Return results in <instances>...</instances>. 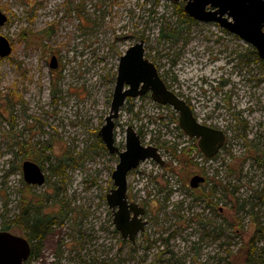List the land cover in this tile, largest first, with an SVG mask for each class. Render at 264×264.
I'll list each match as a JSON object with an SVG mask.
<instances>
[{
	"label": "rangeland",
	"instance_id": "1",
	"mask_svg": "<svg viewBox=\"0 0 264 264\" xmlns=\"http://www.w3.org/2000/svg\"><path fill=\"white\" fill-rule=\"evenodd\" d=\"M184 5L0 0L8 16L0 34L13 48L0 58V232L31 236L39 254L28 264H225L239 261L248 241L250 263L264 262L263 60L216 23L184 17ZM140 40L168 87L227 141L206 161L189 153L193 142L180 135L174 110L150 96L126 101L115 120L116 146L125 150L132 126L165 162L147 160L128 175L129 201L146 209L148 222L131 243L113 224L106 196L119 157L99 131L120 58ZM25 161L41 167L44 185L25 183ZM195 175L209 181L192 189ZM35 218L50 221L38 239Z\"/></svg>",
	"mask_w": 264,
	"mask_h": 264
},
{
	"label": "water",
	"instance_id": "2",
	"mask_svg": "<svg viewBox=\"0 0 264 264\" xmlns=\"http://www.w3.org/2000/svg\"><path fill=\"white\" fill-rule=\"evenodd\" d=\"M177 2L179 0H170ZM184 11L193 20L216 23L228 33L250 44L260 60H264V0H184ZM8 22V16L0 12V31ZM10 41L0 34V58L12 54ZM52 69L58 67L55 56L51 58ZM150 93L154 103L168 106L179 116V127L184 135L196 139L199 150L208 158H214L226 142L224 131L201 124L188 103L169 90L160 76L156 65L145 56V43L140 40L131 46L120 58L118 75L113 94L111 111L106 123L99 131L106 149L117 154L119 163L112 174L114 189L106 199L113 211V224L123 240L135 243L137 236L145 230L143 216L146 210L137 203L129 202L128 175L142 162L154 160L160 166L165 162L159 148L145 146L136 130L129 126L126 131L125 150L115 144V120L128 98L136 99ZM26 184L42 186L46 175L41 167L31 161L22 165ZM205 177L195 175L190 181L192 189L205 183ZM31 253L29 242L10 232H0V264H26Z\"/></svg>",
	"mask_w": 264,
	"mask_h": 264
},
{
	"label": "trees",
	"instance_id": "3",
	"mask_svg": "<svg viewBox=\"0 0 264 264\" xmlns=\"http://www.w3.org/2000/svg\"><path fill=\"white\" fill-rule=\"evenodd\" d=\"M184 17H186V18L188 17V15L185 13V11H184ZM252 53L254 54V56L256 57V59H258V54H257V52H256L255 49L252 50ZM240 58L242 59L243 58V55H240ZM262 63L264 64V60L262 61ZM176 122H177L176 127L180 131V135L181 136H184V133L180 130V127L178 125V118L177 117H176ZM194 150H196L197 152L201 153V151L199 150L198 145H197L196 142H193V144H192V146H191V148L189 150V153H191ZM34 151H36V150H34ZM175 151H176V153H183L184 157L181 160L182 163H185V161H188V162L190 161V158H186V156H185L186 155V151L184 149H182L181 151H179L178 149H175ZM32 154L34 155V153H32ZM215 158L216 157H214L212 159H208V158L205 157L204 159L206 161H211V160H214ZM207 181H209V178L206 177V182ZM204 196L207 197V199H209V204L210 203L212 204V200H210V196L209 195H206V194H204ZM26 214H27V209L25 207V208L22 209V212L19 215V223L20 224H23L26 221V219L24 218V216ZM49 224H50V221H44L41 218H35L33 220L32 225H31V228H32V231H33V235L32 236L35 239H38L41 234H44V232L48 228ZM4 230H5V228H4ZM251 246H252L251 245V242L248 241V244L245 247L242 248L241 253L239 254V259L240 260L239 261L230 260V261L226 262L225 264H251L250 263V261H251L250 255L252 253V249H251L252 247ZM36 254L38 255L39 253H38V251L36 249L33 248L32 255H36ZM261 264H264V262L261 263Z\"/></svg>",
	"mask_w": 264,
	"mask_h": 264
},
{
	"label": "flooded vegetation",
	"instance_id": "4",
	"mask_svg": "<svg viewBox=\"0 0 264 264\" xmlns=\"http://www.w3.org/2000/svg\"><path fill=\"white\" fill-rule=\"evenodd\" d=\"M179 1H181V0H179ZM184 1V0H183ZM178 2V1H177ZM189 17V16H188ZM157 67V66H156ZM159 71V70H158ZM162 78V77H161ZM164 81V80H163ZM165 82V81H164ZM166 84V83H165ZM167 85V84H166ZM167 87H168V85H167ZM168 89L169 90H171L169 87H168ZM172 91V90H171ZM144 96H150L151 97V95H150V93H148V94H146V95H144ZM143 97V96H142ZM129 99V98H128ZM127 99V100H128ZM132 99V98H131ZM188 103V102H187ZM190 107H191V109H192V111H193V113H194V109H193V107L190 105V104H188ZM159 106H161V105H159ZM194 115H195V113H194ZM195 117H196V115H195ZM197 118V117H196ZM198 119V118H197ZM198 121L200 122V120L198 119ZM201 124H203V125H205V126H208V127H211V128H215V127H212V126H210V125H207V124H204V123H202V122H200ZM215 129H217V128H215ZM225 133V132H224ZM225 135H226V141H227V134L225 133ZM188 138V137H187ZM189 140H191V141H193V142H196L197 143V140L196 139H190V138H188ZM225 144H226V142H225ZM225 144H224V146H225ZM224 146L222 147V149L224 148ZM222 149H221V151H222ZM160 150V149H159ZM220 151V152H221ZM219 152V153H220ZM218 153V154H219ZM217 154V155H218ZM206 179V178H205ZM205 182H206V180H205ZM204 184V183H203ZM202 184V185H203ZM32 187H35V186H32ZM130 202V201H129ZM143 208V207H142ZM145 209V208H144ZM112 210V209H111ZM146 210V209H145ZM113 212V211H112ZM147 214V211H146V213H145V215ZM144 215V216H145ZM144 216H143V220L144 221H146V226L148 225V222H147V220H145L144 219ZM145 229H146V227H145ZM3 231H6V230H3ZM6 232H9V231H6ZM144 232H145V230L143 231V232H141V234H144ZM15 235V234H14ZM16 236H19V235H16ZM20 237H23V236H20ZM24 239H26L28 242H29V244H30V247H31V253H30V257H29V259H28V261H26V264H28L29 263V261L31 260V258L33 257V255H32V250H33V240L31 239V236H29V238H25V237H23Z\"/></svg>",
	"mask_w": 264,
	"mask_h": 264
},
{
	"label": "built area",
	"instance_id": "5",
	"mask_svg": "<svg viewBox=\"0 0 264 264\" xmlns=\"http://www.w3.org/2000/svg\"><path fill=\"white\" fill-rule=\"evenodd\" d=\"M203 158V157H202Z\"/></svg>",
	"mask_w": 264,
	"mask_h": 264
}]
</instances>
